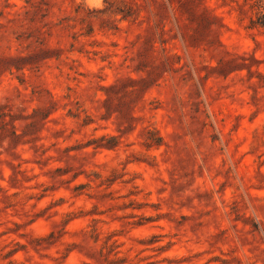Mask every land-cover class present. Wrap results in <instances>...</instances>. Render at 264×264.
Returning a JSON list of instances; mask_svg holds the SVG:
<instances>
[{
    "label": "rangeland",
    "instance_id": "374dc122",
    "mask_svg": "<svg viewBox=\"0 0 264 264\" xmlns=\"http://www.w3.org/2000/svg\"><path fill=\"white\" fill-rule=\"evenodd\" d=\"M0 264H264V0H0Z\"/></svg>",
    "mask_w": 264,
    "mask_h": 264
}]
</instances>
